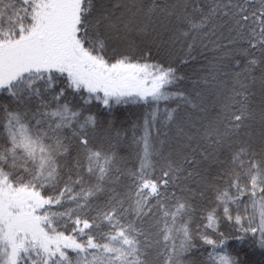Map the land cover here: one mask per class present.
I'll use <instances>...</instances> for the list:
<instances>
[{
	"label": "snow or ice",
	"instance_id": "1",
	"mask_svg": "<svg viewBox=\"0 0 264 264\" xmlns=\"http://www.w3.org/2000/svg\"><path fill=\"white\" fill-rule=\"evenodd\" d=\"M0 264H264V0H0Z\"/></svg>",
	"mask_w": 264,
	"mask_h": 264
}]
</instances>
